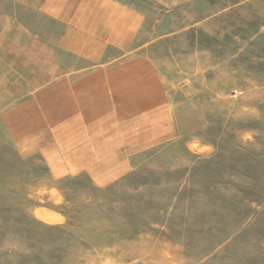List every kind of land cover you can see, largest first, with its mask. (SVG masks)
I'll return each mask as SVG.
<instances>
[{
	"label": "rangeland",
	"instance_id": "374dc122",
	"mask_svg": "<svg viewBox=\"0 0 264 264\" xmlns=\"http://www.w3.org/2000/svg\"><path fill=\"white\" fill-rule=\"evenodd\" d=\"M42 1L0 0V264H264V0H120L144 18L127 51L53 75L138 118L102 185L54 179L12 110Z\"/></svg>",
	"mask_w": 264,
	"mask_h": 264
},
{
	"label": "crops",
	"instance_id": "0c3cea01",
	"mask_svg": "<svg viewBox=\"0 0 264 264\" xmlns=\"http://www.w3.org/2000/svg\"><path fill=\"white\" fill-rule=\"evenodd\" d=\"M37 9L38 18L33 22L39 31L35 35L38 44L32 45L30 51H22V56L29 59V64L23 61L22 65L29 67L26 72L39 77L22 87L28 95L27 101L20 100V105L12 110L21 114L26 109L30 111L27 138L54 179L87 172L100 184L116 170L127 167L125 157L113 158V155L118 150L127 154V148L128 155H132L130 131L138 118L121 113L116 118L111 112L119 108L118 103L104 111L98 109L97 100L106 97L101 92L71 96L69 89L84 90L80 87L85 83L69 88L70 85L51 79L54 74L70 71L69 58L95 62L103 60L109 51L118 54L127 51L144 18L120 0H43ZM91 89H95L93 84ZM70 98L77 100L73 115L68 112ZM85 98L92 100L88 106L91 113L87 116L86 108L81 109L85 107ZM55 111L60 116L52 126ZM102 112L107 118L100 117ZM42 114L44 118L39 117ZM104 122L108 124L103 126Z\"/></svg>",
	"mask_w": 264,
	"mask_h": 264
}]
</instances>
